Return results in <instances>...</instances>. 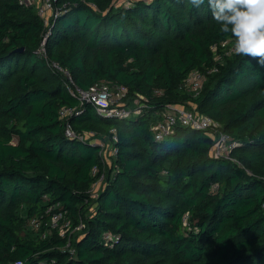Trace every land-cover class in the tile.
Returning <instances> with one entry per match:
<instances>
[{
	"label": "trees",
	"instance_id": "16d2710c",
	"mask_svg": "<svg viewBox=\"0 0 264 264\" xmlns=\"http://www.w3.org/2000/svg\"><path fill=\"white\" fill-rule=\"evenodd\" d=\"M118 1L57 0L47 26L35 6L0 0V264H264V67L232 52L206 0ZM51 63L84 90L124 86L139 112L80 105ZM189 104L236 144L229 158L211 155L208 131L155 139L170 106ZM65 107H81L69 121L92 140L65 137ZM114 136L109 165L94 140ZM55 213L84 230L51 231Z\"/></svg>",
	"mask_w": 264,
	"mask_h": 264
},
{
	"label": "built area",
	"instance_id": "2783aa9c",
	"mask_svg": "<svg viewBox=\"0 0 264 264\" xmlns=\"http://www.w3.org/2000/svg\"><path fill=\"white\" fill-rule=\"evenodd\" d=\"M57 0H19V4L24 7H33L35 4H38L37 11L39 16L44 20L45 25H49L50 18L52 16L55 19L60 15V9H57L54 4ZM50 31L46 34L45 40L42 43V52L45 53V41L47 37L50 35ZM233 52V51H232ZM51 67L54 68L57 72L64 74L68 82V91L69 93L79 99L80 105L84 103H91L97 110V112L105 117V118H118V119H127L133 114H137L139 109H135L136 111L131 110L124 103V99L128 93V90L124 86H120L117 84H111L106 81H102L91 86L88 90H84L76 85L72 75L70 72L63 67H61L57 63H51ZM211 73V71H208ZM205 80V75L194 71L190 74L187 79V83L191 86L192 90L199 91L202 87L203 81ZM82 113L81 107L77 108H62L60 111V119L65 120V131L64 135L67 139L71 140H79L86 141L92 140L94 137L93 133L90 134H80L77 133L70 123V118L76 117ZM182 125L185 127L192 128L194 130L208 131L211 134L217 133L214 137V146L212 151L216 157H224L229 158L230 152L236 147V144L231 141V139L223 134L220 131V124L214 121L213 119L201 116L200 114L190 111L181 105H171L168 111L164 114L163 121H160L156 127H154L155 139L158 141L163 140L168 135H170L176 125ZM97 145L101 148V155L106 156L108 153L111 156H115L117 154V148L114 143L117 142V137L114 136L112 141L109 142H101L94 140ZM105 161V159L103 158ZM99 169L94 168L92 171L93 176L98 175ZM105 179V173L99 177L94 186L98 181H102ZM50 211V210H49ZM32 229H39L40 222L38 219L31 220ZM73 224L71 221L62 213H55L52 215L50 221V229H57L60 234L64 237L66 233H77L78 231L85 228V224L83 222L79 223L72 229ZM47 236V233L44 234V238ZM106 238H110V240H114L111 234H107ZM70 245V241L68 243ZM18 264H21L20 262Z\"/></svg>",
	"mask_w": 264,
	"mask_h": 264
},
{
	"label": "clouds",
	"instance_id": "9594fccd",
	"mask_svg": "<svg viewBox=\"0 0 264 264\" xmlns=\"http://www.w3.org/2000/svg\"><path fill=\"white\" fill-rule=\"evenodd\" d=\"M220 31L233 40L232 51L264 67V0H206ZM199 8L205 0H190Z\"/></svg>",
	"mask_w": 264,
	"mask_h": 264
},
{
	"label": "rangeland",
	"instance_id": "374dc122",
	"mask_svg": "<svg viewBox=\"0 0 264 264\" xmlns=\"http://www.w3.org/2000/svg\"><path fill=\"white\" fill-rule=\"evenodd\" d=\"M147 1H151V0H147ZM118 2H120V3H118L119 5H124V4H130L131 3V1L130 0H119ZM35 7H38V4H35L34 5ZM37 9V8H36ZM215 60H217V61H220L221 59H220V57L218 56V55H216L215 56ZM206 80V79H205ZM204 82L205 81H203V84H204ZM202 89V88H201ZM191 93L192 94H194V95H197L199 92L198 91H195V90H192V88H191ZM128 106V105H127ZM141 105H139L137 102H135V101H132L131 102V104H129V108H131V110H133L134 108H139ZM186 109H188V110H190V111H193V112H196V107H195V105H193V104H189V106L187 107V106H184ZM197 113V112H196ZM133 115H135V114H133ZM137 115V114H136ZM215 134H217V133H215ZM215 134H212V136L213 137H215L216 135ZM212 137V138H213ZM211 155H214V152L211 150ZM215 156V155H214ZM113 156H111V154H107L106 156H104L103 155V158L105 159V162L107 163V164H109L110 165V163H111V158H112ZM104 182V180H102V181H98L97 182V184L95 185V186H93V188H92V192L94 193V196H95V198L98 196V192L100 193V189H101V187H100V189H99V186L102 184ZM104 184V183H103ZM102 184V185H103ZM93 208V207H92ZM91 208V209H92ZM90 213V212H89ZM84 229H82V230H80V231H78L79 233L80 232H82Z\"/></svg>",
	"mask_w": 264,
	"mask_h": 264
},
{
	"label": "water",
	"instance_id": "95a60500",
	"mask_svg": "<svg viewBox=\"0 0 264 264\" xmlns=\"http://www.w3.org/2000/svg\"><path fill=\"white\" fill-rule=\"evenodd\" d=\"M24 48L17 49V52H23Z\"/></svg>",
	"mask_w": 264,
	"mask_h": 264
}]
</instances>
